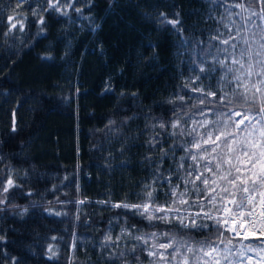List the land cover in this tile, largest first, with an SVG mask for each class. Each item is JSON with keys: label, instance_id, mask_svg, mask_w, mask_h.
I'll return each instance as SVG.
<instances>
[{"label": "trees", "instance_id": "obj_1", "mask_svg": "<svg viewBox=\"0 0 264 264\" xmlns=\"http://www.w3.org/2000/svg\"><path fill=\"white\" fill-rule=\"evenodd\" d=\"M69 2L57 12L45 10L48 0L19 7V0H0V264H150L151 241L143 245L133 239L138 234L171 230L192 243L214 238L211 221L203 231L180 229L112 205L141 202L145 184L158 176L180 183L177 163L192 137L179 132L187 133L193 120L207 114L217 121V113L229 108L258 111L237 101L243 85L251 88L259 78L246 76L229 56L234 52L240 60L248 45L232 40L233 50L220 40L239 28L240 41L252 44L255 64L264 21L252 16L245 23L247 13L230 7L248 0ZM12 16L13 23L23 20L24 29L18 24L5 35ZM243 61L247 69V56ZM223 92L231 105H219ZM177 120L180 129H172ZM184 164L181 176L191 161ZM153 187L156 202L165 203L167 182ZM108 236L113 242H106ZM246 256L264 264L256 252Z\"/></svg>", "mask_w": 264, "mask_h": 264}, {"label": "snow or ice", "instance_id": "obj_2", "mask_svg": "<svg viewBox=\"0 0 264 264\" xmlns=\"http://www.w3.org/2000/svg\"><path fill=\"white\" fill-rule=\"evenodd\" d=\"M24 2L26 0H19L17 7ZM256 6H259V11L255 10ZM64 7H71L69 0H64V4H61V0H48L45 10L61 12ZM230 7L240 8L242 13H247V16H241L245 23L251 20L252 16H258L264 21V0H248L247 5L236 3ZM63 14L67 15L66 12ZM15 19V16L9 17L10 27L5 35L17 29L18 24L19 30L23 31V20L13 23ZM39 23H44L43 18ZM167 23L175 25L179 21L167 20ZM252 27H256V24L253 23ZM260 28L262 42L255 52V56L258 57L255 64L252 62V44L246 37L240 41L239 28L236 35L230 33L227 38L220 40L221 44L230 45L233 50L237 45L232 44V40L248 45L247 50L240 52V60L235 58L234 52H230L229 56L232 57L233 64H239L240 68L245 70L246 76L255 75L259 78L250 81L251 88L247 83L243 85L246 91L239 94L240 100L237 101L257 105L258 111L255 114L250 110L242 113L229 108L228 112L221 110L217 113V121L208 120L205 114L204 120L192 121L193 126L187 133L180 129L178 120L173 121L172 129H180V135L192 137L190 146L184 147L187 155L180 157L177 163L176 175L180 183L172 185L171 175L158 176L151 184H145L143 189L145 198L141 202L112 205L114 208L131 210L134 215L141 216L149 222L175 224L180 229L203 231L209 227L207 221L212 222L214 238L209 236L207 240L197 243L177 240L171 230L159 234L151 232L134 236L133 239L143 245H149L151 241V247L147 249V255L153 258L150 264H244L245 260L251 264L254 257L246 256L248 252H256L259 260H264V24ZM252 35L255 37L256 34ZM222 51L229 50L224 48ZM244 56H247L248 60L247 69L243 61ZM219 63L221 67L226 66V62ZM228 71L234 70L229 68ZM223 79L226 80L227 76L225 75ZM235 79L239 87L241 77L237 76ZM193 91L203 93L202 89ZM248 91H253L251 98L247 94ZM205 95L216 100L215 92H208ZM235 95L234 93L233 96ZM228 96L229 93L223 92L219 98L220 106L232 104L233 101L227 99ZM200 104L204 105L205 101L201 100ZM233 116L241 118L235 120ZM159 126L165 128L164 124ZM201 128H206L207 131L201 133L199 131ZM12 130L16 131L15 127ZM177 134L176 131L170 133L172 136ZM152 146L155 147L154 144ZM186 160H190L191 164L188 165L189 170L181 176L179 170L184 169ZM157 182L161 187L165 182L169 185L163 204L157 203L153 197L156 191L153 184ZM7 184L12 185L13 181L8 179ZM7 190V187L3 189L4 192ZM2 203L5 201L0 200V204ZM193 207L197 209L195 212L190 211ZM250 238L261 243L254 247L240 242ZM106 242H113L111 236L106 237ZM48 251L52 252V248L50 247Z\"/></svg>", "mask_w": 264, "mask_h": 264}, {"label": "built area", "instance_id": "obj_3", "mask_svg": "<svg viewBox=\"0 0 264 264\" xmlns=\"http://www.w3.org/2000/svg\"><path fill=\"white\" fill-rule=\"evenodd\" d=\"M241 117H236V116H233V119L235 120H239Z\"/></svg>", "mask_w": 264, "mask_h": 264}, {"label": "rangeland", "instance_id": "obj_4", "mask_svg": "<svg viewBox=\"0 0 264 264\" xmlns=\"http://www.w3.org/2000/svg\"><path fill=\"white\" fill-rule=\"evenodd\" d=\"M190 211H192V210H190ZM192 212H195V210H194V211H192Z\"/></svg>", "mask_w": 264, "mask_h": 264}]
</instances>
